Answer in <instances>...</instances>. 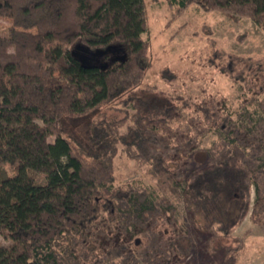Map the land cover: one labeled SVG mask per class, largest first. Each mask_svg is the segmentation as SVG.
Returning <instances> with one entry per match:
<instances>
[{"label":"trees","instance_id":"obj_1","mask_svg":"<svg viewBox=\"0 0 264 264\" xmlns=\"http://www.w3.org/2000/svg\"><path fill=\"white\" fill-rule=\"evenodd\" d=\"M168 1L264 33V0ZM0 18V264H233L246 247L236 230L248 216L264 224V55L215 51L237 110L180 98L151 115L138 94L144 0H0ZM115 102L124 117L108 120L101 109ZM89 117L79 141L68 124ZM120 152L157 188L117 186Z\"/></svg>","mask_w":264,"mask_h":264},{"label":"rangeland","instance_id":"obj_2","mask_svg":"<svg viewBox=\"0 0 264 264\" xmlns=\"http://www.w3.org/2000/svg\"><path fill=\"white\" fill-rule=\"evenodd\" d=\"M144 3L148 30L143 38L148 41L149 48L144 61L147 77L138 94L150 102V114L162 113V106L176 103L180 98L194 104L215 97L237 110L241 101L238 86L220 71V61L214 60V54L216 51L261 58L264 55L262 29L250 18L232 19L219 11H203L196 4L179 10L168 0H144ZM9 27V21L0 18V34H5ZM120 107L115 102L104 106L101 112L108 120L121 119L124 113ZM89 120L90 117L68 124L77 140L86 138L87 130L83 125ZM214 140L212 134L208 135L202 147L209 148ZM114 173L117 186L132 183L157 188L148 168L128 159L124 153L116 156ZM170 198L177 208L179 223L184 226L188 223L184 204L178 196ZM237 233L246 247L244 252L237 254L233 264H264V224L254 225L248 216ZM9 243V239L0 235L1 245ZM193 258L199 261L201 255L196 252Z\"/></svg>","mask_w":264,"mask_h":264},{"label":"water","instance_id":"obj_3","mask_svg":"<svg viewBox=\"0 0 264 264\" xmlns=\"http://www.w3.org/2000/svg\"><path fill=\"white\" fill-rule=\"evenodd\" d=\"M88 52V51H87ZM106 52H103V51H97V52H94V53H91L93 56H96V55H102V54H105ZM75 55H79V54H77V53H74ZM81 61L82 62H84L85 61V59L82 57L81 58Z\"/></svg>","mask_w":264,"mask_h":264},{"label":"crops","instance_id":"obj_4","mask_svg":"<svg viewBox=\"0 0 264 264\" xmlns=\"http://www.w3.org/2000/svg\"><path fill=\"white\" fill-rule=\"evenodd\" d=\"M237 231H238V229L236 230L235 234H238ZM237 236H240V235H237Z\"/></svg>","mask_w":264,"mask_h":264}]
</instances>
